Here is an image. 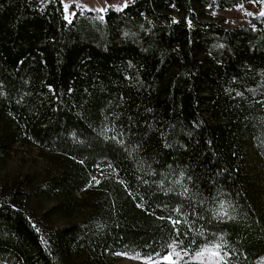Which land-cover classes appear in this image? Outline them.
Here are the masks:
<instances>
[{
  "label": "trees",
  "instance_id": "obj_1",
  "mask_svg": "<svg viewBox=\"0 0 264 264\" xmlns=\"http://www.w3.org/2000/svg\"><path fill=\"white\" fill-rule=\"evenodd\" d=\"M262 1L134 0L68 22L60 0H0V153L62 157L44 193L91 209L52 228L0 195V264H115L173 243L263 264L264 174L246 145L264 159V15L228 27L201 11Z\"/></svg>",
  "mask_w": 264,
  "mask_h": 264
},
{
  "label": "rangeland",
  "instance_id": "obj_2",
  "mask_svg": "<svg viewBox=\"0 0 264 264\" xmlns=\"http://www.w3.org/2000/svg\"><path fill=\"white\" fill-rule=\"evenodd\" d=\"M65 18L71 22L80 13L94 12L104 15L109 10L120 11L126 8L134 0H60ZM65 5H68L65 11ZM200 11V10H199ZM208 13L218 22H224L228 27H235L243 24H251L253 19L261 17L264 13V0L260 5L248 2L230 10H219L217 7H209L201 10ZM201 13V12H200ZM0 125V134L2 133ZM249 168L256 174H264V159L257 152L254 142L246 145ZM65 159L58 155L43 150L40 147L18 141L4 153H0V195L10 198L15 203L21 205L28 215L33 219H38L52 228H65L70 225L80 223L90 212L88 202L82 193H77V201L69 199L62 202L44 193L43 187H47L52 176L59 172L61 163ZM61 203H66L73 207L68 215L52 212V209ZM177 256L173 251L170 253L176 264H216L217 258L205 253L203 257L194 258L195 255L185 254L184 251H177ZM224 257V256H223ZM161 258L140 259L131 256H115V264H167ZM77 261L80 262V260ZM264 264V257L262 258Z\"/></svg>",
  "mask_w": 264,
  "mask_h": 264
},
{
  "label": "snow or ice",
  "instance_id": "obj_3",
  "mask_svg": "<svg viewBox=\"0 0 264 264\" xmlns=\"http://www.w3.org/2000/svg\"><path fill=\"white\" fill-rule=\"evenodd\" d=\"M68 5H65V11H67ZM261 15H264V13H261ZM174 224L179 223V221H173ZM173 253H175V255L179 256L180 253L175 251V244L173 243L171 246ZM220 248L221 245L220 244H215L213 245L211 248L205 246L204 248L198 250L195 253V257L194 258H200L203 257L205 255V253H209L211 256L216 257L217 261L216 264H227V262L224 260L223 255L220 252ZM187 254V253H185ZM167 264H176V261L173 260L172 255H166L163 258Z\"/></svg>",
  "mask_w": 264,
  "mask_h": 264
}]
</instances>
